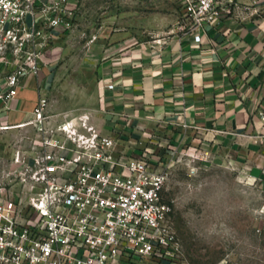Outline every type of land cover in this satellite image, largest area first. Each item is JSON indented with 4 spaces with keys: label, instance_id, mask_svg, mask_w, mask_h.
<instances>
[{
    "label": "built area",
    "instance_id": "1",
    "mask_svg": "<svg viewBox=\"0 0 264 264\" xmlns=\"http://www.w3.org/2000/svg\"><path fill=\"white\" fill-rule=\"evenodd\" d=\"M173 2L181 27L197 41L222 16L264 8V0ZM79 3L0 0V101L6 106L28 78L40 75L59 35L74 27ZM24 123H35L40 139L15 154L11 179L18 191L11 180L0 184V264H190L165 192L174 149L171 156L148 147L130 153L91 111L54 119L45 92ZM192 153L210 160L208 151ZM259 166L258 175L243 168L248 180H264V163Z\"/></svg>",
    "mask_w": 264,
    "mask_h": 264
},
{
    "label": "crops",
    "instance_id": "2",
    "mask_svg": "<svg viewBox=\"0 0 264 264\" xmlns=\"http://www.w3.org/2000/svg\"><path fill=\"white\" fill-rule=\"evenodd\" d=\"M201 32L200 41L182 30L113 53L92 42L83 61L98 94L95 121L130 153L200 149L212 161L231 160L258 175L264 163V8L222 16ZM67 35H59L38 77L28 78L8 106L0 101V129L25 126L32 117Z\"/></svg>",
    "mask_w": 264,
    "mask_h": 264
},
{
    "label": "rangeland",
    "instance_id": "3",
    "mask_svg": "<svg viewBox=\"0 0 264 264\" xmlns=\"http://www.w3.org/2000/svg\"><path fill=\"white\" fill-rule=\"evenodd\" d=\"M74 22L46 92L54 119L83 111L94 114L98 94L85 76L83 61L92 42L113 53L184 30L183 16L172 0H80ZM39 139L35 123L0 129L1 185L13 182L16 152L32 150ZM175 158L165 192L186 260L264 264V187L248 180L244 167L231 160L204 161L184 149Z\"/></svg>",
    "mask_w": 264,
    "mask_h": 264
}]
</instances>
